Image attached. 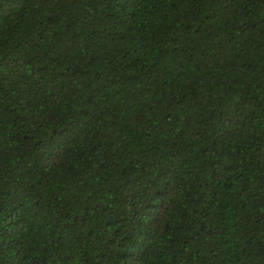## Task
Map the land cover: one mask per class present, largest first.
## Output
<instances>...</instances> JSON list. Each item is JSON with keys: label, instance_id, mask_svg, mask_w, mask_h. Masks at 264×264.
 I'll use <instances>...</instances> for the list:
<instances>
[{"label": "trees", "instance_id": "16d2710c", "mask_svg": "<svg viewBox=\"0 0 264 264\" xmlns=\"http://www.w3.org/2000/svg\"><path fill=\"white\" fill-rule=\"evenodd\" d=\"M0 264H264V0H0Z\"/></svg>", "mask_w": 264, "mask_h": 264}]
</instances>
